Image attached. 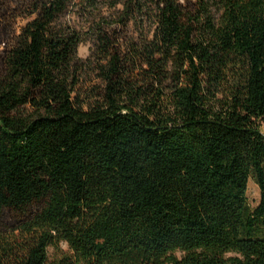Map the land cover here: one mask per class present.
<instances>
[{
    "label": "trees",
    "instance_id": "trees-1",
    "mask_svg": "<svg viewBox=\"0 0 264 264\" xmlns=\"http://www.w3.org/2000/svg\"><path fill=\"white\" fill-rule=\"evenodd\" d=\"M77 1L0 0V264H264V0Z\"/></svg>",
    "mask_w": 264,
    "mask_h": 264
},
{
    "label": "rangeland",
    "instance_id": "rangeland-1",
    "mask_svg": "<svg viewBox=\"0 0 264 264\" xmlns=\"http://www.w3.org/2000/svg\"><path fill=\"white\" fill-rule=\"evenodd\" d=\"M80 2V0L77 1V3ZM123 9V5L119 4L116 7H111L107 2L100 5L99 13L102 16H109V15H117L121 10ZM88 11H85L83 7H77L76 10L69 13L67 16L63 17L60 20V23L62 24H68L71 25L78 30L82 31H88L90 28V22L89 20L92 19L90 15H87ZM31 18H21L19 20V25L23 26L25 25ZM133 27V26H132ZM135 36H138V31L132 29ZM94 49V43L92 40H88L87 42H84L79 47V57L81 60L86 63L90 60L92 57V51ZM97 83L96 80H91L89 77L82 81L79 92L81 94H86L88 89H90L94 84ZM264 129V128H263ZM248 198L251 206L256 207L261 199V190L259 189V186L251 180L248 186ZM61 249L68 251V246L63 243L61 245ZM49 256L51 260L59 259L61 256V252L59 248L56 247H50L49 248Z\"/></svg>",
    "mask_w": 264,
    "mask_h": 264
}]
</instances>
